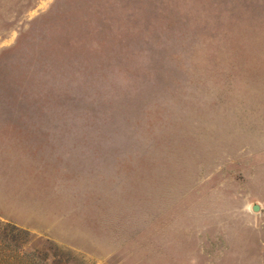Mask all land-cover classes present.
I'll list each match as a JSON object with an SVG mask.
<instances>
[{"label":"rangeland","instance_id":"rangeland-1","mask_svg":"<svg viewBox=\"0 0 264 264\" xmlns=\"http://www.w3.org/2000/svg\"><path fill=\"white\" fill-rule=\"evenodd\" d=\"M0 264H264V0H0Z\"/></svg>","mask_w":264,"mask_h":264},{"label":"water","instance_id":"water-1","mask_svg":"<svg viewBox=\"0 0 264 264\" xmlns=\"http://www.w3.org/2000/svg\"><path fill=\"white\" fill-rule=\"evenodd\" d=\"M258 206L256 204H254L253 206H251V210L255 211L257 210Z\"/></svg>","mask_w":264,"mask_h":264}]
</instances>
